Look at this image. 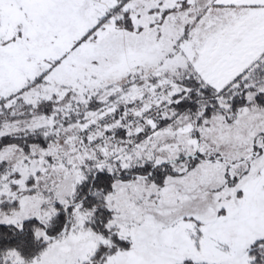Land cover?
I'll return each instance as SVG.
<instances>
[{"label":"snow or ice","instance_id":"obj_1","mask_svg":"<svg viewBox=\"0 0 264 264\" xmlns=\"http://www.w3.org/2000/svg\"><path fill=\"white\" fill-rule=\"evenodd\" d=\"M0 264H264V0H0Z\"/></svg>","mask_w":264,"mask_h":264}]
</instances>
